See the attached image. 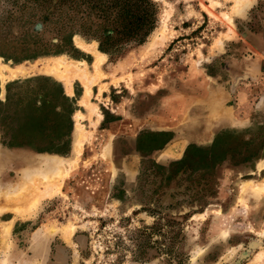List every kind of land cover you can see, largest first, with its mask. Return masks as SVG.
Instances as JSON below:
<instances>
[{
	"label": "rangeland",
	"instance_id": "obj_1",
	"mask_svg": "<svg viewBox=\"0 0 264 264\" xmlns=\"http://www.w3.org/2000/svg\"><path fill=\"white\" fill-rule=\"evenodd\" d=\"M152 1L146 41L109 52L82 31L105 24L85 5L0 0V214L39 201L23 221L0 218V264H264V65L250 57L264 52V0ZM62 58L92 73L83 115V80L48 69ZM210 75L226 87L208 91L209 112L236 90L245 124L165 165L145 156L172 135L168 120L198 108ZM27 123L66 152L10 146Z\"/></svg>",
	"mask_w": 264,
	"mask_h": 264
},
{
	"label": "crops",
	"instance_id": "obj_2",
	"mask_svg": "<svg viewBox=\"0 0 264 264\" xmlns=\"http://www.w3.org/2000/svg\"><path fill=\"white\" fill-rule=\"evenodd\" d=\"M259 56L250 55V57L253 60V63H257L260 65V68L264 65V52L261 54L259 53ZM82 83V82H81ZM83 85V83H82ZM85 87V88H84ZM223 84H220L219 77L210 75L209 81L207 80L206 86L204 87L205 90L202 92L203 94L200 95V98L198 100V108H194L192 112H189V116L185 119H182V117L179 118H173L168 120V124L165 125L163 129L169 130L171 132V136L167 140V142L159 148L153 149L151 151H148L145 153V156L153 159L155 162L165 165L168 163H171L173 161H177L181 159L182 155L185 153L187 146L190 144H198V145H208L212 143L214 140V136L221 132L222 130H226L229 128L238 127L241 125V123L245 124L244 118H240V114H236L239 108V103L237 102V94L236 90H234V95L232 92H230L227 89L228 95L231 96L229 98L230 100H234L233 102H229L230 100H225L223 98V95L217 94L216 97H214V101L211 102V107H215V111H211L208 107L209 100L207 98L208 91L212 88H220L223 89ZM92 92H93V86H91ZM68 96L73 97L74 91L72 90V93L69 92V90L66 91ZM91 92V95H92ZM205 94V95H204ZM76 97V111L78 112L79 106L84 107L85 104H83L82 99L86 97V86L83 85V91L82 93H78ZM90 104L85 107L90 108L92 101L91 96L89 97ZM260 109L264 110V98L259 103ZM233 113L235 115L233 116ZM78 114L83 115L82 113L78 112ZM78 130V127H77ZM211 135V140L207 142L209 136ZM77 142V141H76ZM75 142V143H76ZM182 147L181 151L178 147ZM16 148H20L18 152L20 151H29L23 147H15V148H9L10 150H14ZM168 148H172L173 151L178 152L179 156L169 158L166 162L160 160L161 155L164 153V151ZM64 158V157H63ZM5 208V207H4ZM18 215V216H16ZM31 214H20L18 208L10 207L5 210H1L0 218L4 221L3 223H11L16 224L18 221L22 220L20 216L26 217ZM25 220V219H24Z\"/></svg>",
	"mask_w": 264,
	"mask_h": 264
},
{
	"label": "trees",
	"instance_id": "obj_3",
	"mask_svg": "<svg viewBox=\"0 0 264 264\" xmlns=\"http://www.w3.org/2000/svg\"><path fill=\"white\" fill-rule=\"evenodd\" d=\"M74 2L79 5H85L91 9V12H96L97 18L105 22L104 26L100 29L83 26L82 31L96 37L100 41L101 49L109 52L122 51L130 44H143L155 26L157 9L152 0H61L62 4L66 5L69 3L71 9ZM107 28H110V32L106 30ZM58 93V96L63 101H69V98L64 94L61 87ZM66 111L73 114L74 109L72 104H69ZM72 124L73 122L70 120L64 136L68 135L72 129ZM30 126L31 124H24L20 127L19 132L11 135L10 146L27 145L35 147L40 151L66 152L64 150H56L55 147H49L47 142L37 139V134L45 135V128L31 129ZM31 132L38 133L33 135Z\"/></svg>",
	"mask_w": 264,
	"mask_h": 264
},
{
	"label": "bare ground",
	"instance_id": "obj_4",
	"mask_svg": "<svg viewBox=\"0 0 264 264\" xmlns=\"http://www.w3.org/2000/svg\"><path fill=\"white\" fill-rule=\"evenodd\" d=\"M94 54L96 56V60L94 62V67L96 69V73L94 75H98L100 73L101 65H102L106 55L103 54L102 52L98 51V50H95ZM79 64H83L85 67L82 69V68L79 67ZM48 69L50 71L55 69L56 72H59L57 74L61 75V77H64L66 85H68L71 82V80L74 79V78H81L83 80V83L86 86V97L82 99V102H83V104H85L87 106L90 104L89 97L91 96V92H92L91 86H92L93 77H92V73H90V71H89V69L87 67V63L86 62L81 61V62H74V63L66 64V61L62 58L60 60L57 59V61H55V63L53 65L48 67ZM15 73H17V71H15ZM68 90H69L70 93H72V89L70 87L68 88ZM81 147H82V141H81V138H80V139L77 140L76 148L74 150L75 160H77L78 157H79V154L81 152ZM179 150L181 151L180 148H179ZM177 156H179L178 152L173 151L172 148H168L161 155L160 160L166 162L169 158L177 157ZM43 160H45L46 163L50 162V163L54 164V162L58 163V162L62 161L63 157L60 156V155H51V154H49L46 157H44ZM259 166H261V164ZM56 167H57V165H56ZM59 174H61V173H59ZM53 175H52V177H54ZM55 176L58 177L57 174ZM50 177H51V175H50ZM57 177H55V180H56ZM52 180H54V178H52L51 180H48V181L50 183H52L53 182ZM46 183H48V182H46ZM50 191H52V189H49L46 193H49ZM38 203H39V201H37L32 206L28 205V206H26L24 208H22V207L19 208L18 207L19 213L20 214H30L32 212V210H34L36 208ZM6 224H8V223H6ZM70 231H72V230H70ZM64 236H65V238L67 240H70L71 234H70V232L67 229L64 231Z\"/></svg>",
	"mask_w": 264,
	"mask_h": 264
}]
</instances>
